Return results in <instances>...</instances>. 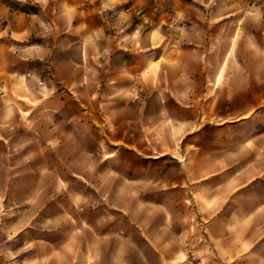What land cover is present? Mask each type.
Wrapping results in <instances>:
<instances>
[{
  "label": "crops",
  "instance_id": "crops-1",
  "mask_svg": "<svg viewBox=\"0 0 264 264\" xmlns=\"http://www.w3.org/2000/svg\"><path fill=\"white\" fill-rule=\"evenodd\" d=\"M122 152L146 179L116 167ZM165 157L177 180L167 166L162 201L143 200ZM43 173L72 197L79 178L87 206L8 264H264L262 0H0V199L17 182L25 213ZM111 190L129 204L101 209Z\"/></svg>",
  "mask_w": 264,
  "mask_h": 264
},
{
  "label": "rangeland",
  "instance_id": "rangeland-1",
  "mask_svg": "<svg viewBox=\"0 0 264 264\" xmlns=\"http://www.w3.org/2000/svg\"><path fill=\"white\" fill-rule=\"evenodd\" d=\"M74 110H76V105H74ZM87 139H89L91 143H96V132L91 131L89 138L87 137ZM75 142H82L81 136H75ZM77 152L79 153L81 151L75 149V153ZM162 160L154 159V161L148 166V175L150 176L147 178V180L137 184V188L147 195L143 198V200H150L159 203L162 201L161 191L158 190V187L162 185L160 182V179H162L161 171L163 170L165 172L167 166L170 167V184L175 182V180L178 178V164L176 160H173L172 158L170 159L169 157H165V162L163 163ZM42 162L43 169L52 170L55 174L60 173V164L58 165V163L46 161L44 159ZM137 164V160L134 157H132L127 152H122L121 162L116 167L121 169L122 173L128 177L133 175L135 177H140L143 180L146 179L145 167H139ZM109 167L113 169V165ZM42 177L43 180L41 182H35L33 177L26 181L27 192L25 197V205L27 209L25 210V213L22 214H19L16 209H10L11 207H15L17 205L19 199L21 202V197L18 196L21 195L22 191H18V183H4L6 189L4 190L3 198L0 199V205L3 207H9V209H0V264H8L12 257H14L12 258L14 260L17 258V253H19L18 251L23 248V240L31 241V239L34 237L41 236L45 239H54L57 242H62L67 237L68 233L71 232V226L68 225L67 222L71 221V216L75 215V213L72 212V209H85L87 206V203H83L81 202L80 198H76L77 194H81L82 191V182L79 180V178L75 177V179L68 182L69 187H73V192L75 194L74 197H72V192L66 194L64 188L63 190L58 189L57 185L59 183H52L49 181V179L45 180L49 177V174L44 175L43 173ZM157 180L158 183L156 182ZM125 184L129 185V183ZM35 185H41V197L33 196L34 191L32 187ZM126 188L129 190V186ZM114 195L115 194L113 190H111L109 196L101 199V209H114L113 206L116 204H129V199L125 197H115ZM183 197V194L177 189H173L170 192V206L171 208L173 207V215L175 218H178L184 214L183 209H178L177 207L179 198L181 199ZM35 204L36 207L39 205L41 206V209H43L42 212L38 213L37 215L34 214ZM89 204L97 205L96 199L92 198ZM68 215L70 217H68ZM141 215L144 214H139V216ZM116 220L122 222L123 225L125 223L124 218H116ZM23 224L26 226L25 229L19 231ZM19 237H21L20 241L17 240Z\"/></svg>",
  "mask_w": 264,
  "mask_h": 264
},
{
  "label": "built area",
  "instance_id": "built-area-1",
  "mask_svg": "<svg viewBox=\"0 0 264 264\" xmlns=\"http://www.w3.org/2000/svg\"><path fill=\"white\" fill-rule=\"evenodd\" d=\"M262 2L264 3V0H262Z\"/></svg>",
  "mask_w": 264,
  "mask_h": 264
}]
</instances>
